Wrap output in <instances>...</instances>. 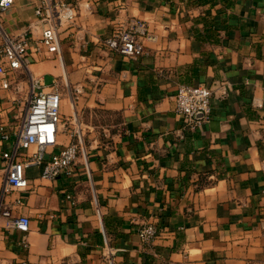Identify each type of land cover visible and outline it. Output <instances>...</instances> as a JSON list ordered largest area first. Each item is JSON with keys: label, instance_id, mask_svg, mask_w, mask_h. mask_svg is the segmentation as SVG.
Returning a JSON list of instances; mask_svg holds the SVG:
<instances>
[{"label": "crops", "instance_id": "0c3cea01", "mask_svg": "<svg viewBox=\"0 0 264 264\" xmlns=\"http://www.w3.org/2000/svg\"><path fill=\"white\" fill-rule=\"evenodd\" d=\"M68 1L79 7L60 55L34 32L27 68L0 87V125L19 123L30 79L56 81L64 122L47 156L74 129L84 154L53 180L27 168V189L3 195L14 138L0 143V264H264V0ZM39 3L14 0L0 30L20 34ZM129 18L147 28L135 60L104 45ZM196 84L211 113L189 129L174 95ZM20 216L27 233L7 226ZM150 223L158 235L143 245Z\"/></svg>", "mask_w": 264, "mask_h": 264}, {"label": "built area", "instance_id": "2783aa9c", "mask_svg": "<svg viewBox=\"0 0 264 264\" xmlns=\"http://www.w3.org/2000/svg\"><path fill=\"white\" fill-rule=\"evenodd\" d=\"M80 5L89 8L90 0H80ZM14 0H0V10L9 8ZM79 5L68 0H40L34 10V19L18 35L10 36L0 30V87L8 89L14 72L26 67V57L34 32H38V43L48 53L60 55L59 31L72 26ZM147 37V28L143 21L129 18L120 24L104 40L111 53L135 60L143 54L142 38ZM211 90L204 84L181 85L174 95V111L182 118L184 125L194 129L206 121L211 113ZM61 95L56 81L45 90L38 79H30V96L26 100L19 123L11 130L0 125V143L14 138L11 150L1 154L6 162L2 194L11 191L26 190L29 183L25 170L29 167H42L41 178L56 179L75 164L78 156L84 154L79 130L70 134L71 141L56 154L49 157L48 151L56 145V134L60 125ZM201 115V116H198ZM4 217H10V209L1 210ZM7 226L20 233L29 230V218L20 216L8 221ZM158 235V229L152 223L142 226L137 236L143 245H149ZM24 247H27L23 242ZM108 258L110 249L105 251ZM18 264H28L20 260Z\"/></svg>", "mask_w": 264, "mask_h": 264}, {"label": "rangeland", "instance_id": "374dc122", "mask_svg": "<svg viewBox=\"0 0 264 264\" xmlns=\"http://www.w3.org/2000/svg\"><path fill=\"white\" fill-rule=\"evenodd\" d=\"M105 118H106V117H105ZM60 120H61L60 124H62V123L64 122V117L61 116V115H60ZM105 120H106V119H105Z\"/></svg>", "mask_w": 264, "mask_h": 264}, {"label": "water", "instance_id": "95a60500", "mask_svg": "<svg viewBox=\"0 0 264 264\" xmlns=\"http://www.w3.org/2000/svg\"><path fill=\"white\" fill-rule=\"evenodd\" d=\"M198 116H201V115H198Z\"/></svg>", "mask_w": 264, "mask_h": 264}]
</instances>
